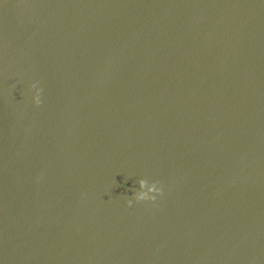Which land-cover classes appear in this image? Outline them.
Wrapping results in <instances>:
<instances>
[{"label": "water", "instance_id": "95a60500", "mask_svg": "<svg viewBox=\"0 0 264 264\" xmlns=\"http://www.w3.org/2000/svg\"><path fill=\"white\" fill-rule=\"evenodd\" d=\"M0 264H264V0H0Z\"/></svg>", "mask_w": 264, "mask_h": 264}, {"label": "clouds", "instance_id": "9594fccd", "mask_svg": "<svg viewBox=\"0 0 264 264\" xmlns=\"http://www.w3.org/2000/svg\"><path fill=\"white\" fill-rule=\"evenodd\" d=\"M38 84H39L38 81L34 82L30 85V88L36 90L33 99L37 105H40L43 103L42 100L43 88L38 87ZM138 184H139L138 190H136L132 195L137 202L147 201V200L155 201L157 199V194L163 193V189L161 187H158V185L160 184L159 181H153L149 186V180L147 178H142L138 181ZM146 188L148 189L147 192L144 191ZM127 203L131 205L133 203V199L129 198L127 200Z\"/></svg>", "mask_w": 264, "mask_h": 264}]
</instances>
